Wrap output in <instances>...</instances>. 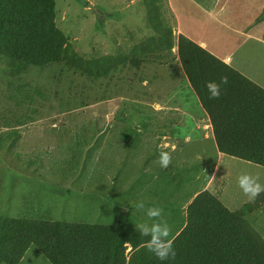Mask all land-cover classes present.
I'll use <instances>...</instances> for the list:
<instances>
[{
	"label": "rangeland",
	"instance_id": "374dc122",
	"mask_svg": "<svg viewBox=\"0 0 264 264\" xmlns=\"http://www.w3.org/2000/svg\"><path fill=\"white\" fill-rule=\"evenodd\" d=\"M152 1L157 17L155 11L149 19L151 0H54L55 26L74 50L110 58L106 78L89 79L62 65L15 75L0 56V217L116 224L130 213L123 210L129 189L148 197L143 188L185 181V173L197 167L196 161L159 164L160 153H167L166 133L174 138L189 126L179 131L159 107L168 90L156 79L176 68L178 35L199 34L200 25L210 23L206 38L216 41L222 34L218 16L234 21L236 6L249 0ZM154 23L169 32L171 50L144 51L148 37L156 36ZM118 52L124 60L116 58ZM217 169L206 188L217 199L215 191H222L218 200L229 211L252 201L239 187L240 175L264 184V168L255 164L225 156ZM245 220L264 240V206ZM182 226L170 230L168 239ZM19 264L49 262L31 246Z\"/></svg>",
	"mask_w": 264,
	"mask_h": 264
},
{
	"label": "trees",
	"instance_id": "16d2710c",
	"mask_svg": "<svg viewBox=\"0 0 264 264\" xmlns=\"http://www.w3.org/2000/svg\"><path fill=\"white\" fill-rule=\"evenodd\" d=\"M54 5V0H0V56L11 73L62 65L89 79L108 77L110 58L76 52L55 26ZM151 5L149 19L155 11L157 17L152 0ZM153 28L156 36L148 37L144 51L171 50L169 32L155 23ZM176 47L218 152L264 168V89L182 34ZM116 58L125 59L120 52ZM209 82L220 85L218 97H211ZM263 206L264 192L237 211L207 190L200 192L172 239L175 256L164 261L146 247L151 233L141 235L125 215L111 225L0 217V263L19 264L33 246L49 264H264V240L245 220Z\"/></svg>",
	"mask_w": 264,
	"mask_h": 264
},
{
	"label": "crops",
	"instance_id": "0c3cea01",
	"mask_svg": "<svg viewBox=\"0 0 264 264\" xmlns=\"http://www.w3.org/2000/svg\"><path fill=\"white\" fill-rule=\"evenodd\" d=\"M236 8L234 21L227 20L224 15L218 16L219 23L216 22V24L219 27L217 32L222 34L216 41L210 42L206 38L208 30H210V23L206 24L208 26L200 25L199 34L192 32V35L187 33L184 36L264 89V26H261V23H264V3L261 0H249L246 6L241 3ZM220 28L223 31H220ZM175 61H178V59L176 58ZM174 64L176 68L165 69L168 75H163V79L160 77L156 79V81L161 80L168 90L167 95H163L158 103L159 107L166 110L169 118L178 122L179 131L181 127L189 126V128L185 134L181 131L174 138H171V134L166 133L168 136L164 137L165 142L163 144L170 155V162L187 166L190 162L196 161L197 167L185 173L187 174L185 181L162 182L163 184L160 182L155 191L143 188L142 191H146L148 197L142 194L138 196L137 193H131L132 189H129V192H126L123 210L130 212L127 213L128 215L125 214V217L129 216L133 219L131 220L135 228H137L135 226L137 224L134 222L137 221V218H147L143 222L149 221V223L163 220L168 224L170 230L178 228L182 223L184 225L188 205L198 192L208 190L206 187L210 182L209 178H212L215 172L217 178V166L225 157L217 150L208 115L191 90L179 61L177 65L176 62ZM154 65L155 67L159 66V64ZM173 71H175V75H173ZM165 119L168 118L165 116ZM208 153L212 154L209 158H207ZM202 173L204 175H201ZM191 178H193L192 182H188ZM203 178H207V181H203ZM161 179H164V177H161ZM217 185L219 187L223 184L217 183ZM189 186L193 190L188 194H183L181 191ZM215 192V196L220 199L219 194L222 191L217 192L216 190ZM138 202H143L145 209L159 207L162 210L161 216L149 219L144 210H137L136 204ZM176 233L178 234V231ZM169 234L171 235V233ZM176 235L172 237L174 238Z\"/></svg>",
	"mask_w": 264,
	"mask_h": 264
},
{
	"label": "clouds",
	"instance_id": "9594fccd",
	"mask_svg": "<svg viewBox=\"0 0 264 264\" xmlns=\"http://www.w3.org/2000/svg\"><path fill=\"white\" fill-rule=\"evenodd\" d=\"M221 83H227V78L222 77ZM207 88L211 97H218L220 94V85L215 82H209ZM170 163V155L166 152H161L159 155V164L162 168H166ZM238 184L243 194L249 199L254 200L261 192H264V184L258 182L256 176L242 174L238 177ZM137 210H144L145 215L151 219L161 216L159 207H149L145 209L143 202L136 204ZM139 232L143 236L151 233V241L146 243L147 249L152 252L159 260L164 261L169 257L175 256V251L172 246V240L169 237V226L166 222H141L137 225Z\"/></svg>",
	"mask_w": 264,
	"mask_h": 264
}]
</instances>
